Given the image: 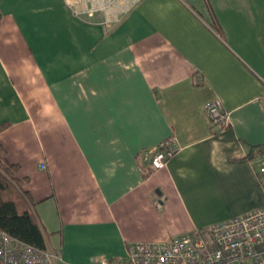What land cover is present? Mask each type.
<instances>
[{"label":"crops","instance_id":"crops-1","mask_svg":"<svg viewBox=\"0 0 264 264\" xmlns=\"http://www.w3.org/2000/svg\"><path fill=\"white\" fill-rule=\"evenodd\" d=\"M0 14V145L58 264L264 208V0H0ZM166 140L178 153L145 174Z\"/></svg>","mask_w":264,"mask_h":264},{"label":"built area","instance_id":"built-area-1","mask_svg":"<svg viewBox=\"0 0 264 264\" xmlns=\"http://www.w3.org/2000/svg\"><path fill=\"white\" fill-rule=\"evenodd\" d=\"M205 113L211 127L218 131L229 126L220 102L208 104ZM177 153L172 140L160 143L144 154L143 172L164 169ZM259 172L264 173V157L259 162ZM59 261L50 248L37 249L0 231V264H58ZM104 264H264V208L166 242L132 243L124 258Z\"/></svg>","mask_w":264,"mask_h":264},{"label":"trees","instance_id":"trees-1","mask_svg":"<svg viewBox=\"0 0 264 264\" xmlns=\"http://www.w3.org/2000/svg\"><path fill=\"white\" fill-rule=\"evenodd\" d=\"M6 126L0 125V132ZM257 154L260 158L264 157V151L258 150ZM16 170V166L7 161L5 150L0 145V231L44 250L47 248L44 232L33 213L29 195L23 188L26 181L16 178Z\"/></svg>","mask_w":264,"mask_h":264}]
</instances>
